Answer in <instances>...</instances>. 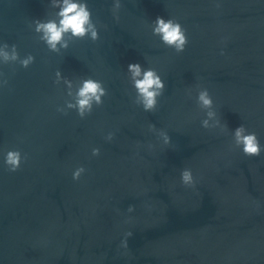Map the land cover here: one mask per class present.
Listing matches in <instances>:
<instances>
[{"label":"water","instance_id":"1","mask_svg":"<svg viewBox=\"0 0 264 264\" xmlns=\"http://www.w3.org/2000/svg\"><path fill=\"white\" fill-rule=\"evenodd\" d=\"M87 3L99 40L54 53L33 24L58 20L51 0H0V44L35 57L28 69L0 65L9 79L0 89V150L29 157L10 173L0 154V264H264V152L245 156L230 133L203 129L194 91L207 87L229 129L243 123L264 146V0H121L118 21L113 0ZM157 16L187 29L183 53L152 35ZM130 63L165 79L157 112L133 103ZM57 69L74 87L103 81V106L83 120L58 113L66 88L54 84ZM80 165L87 172L74 181ZM184 168L194 189L181 184Z\"/></svg>","mask_w":264,"mask_h":264},{"label":"clouds","instance_id":"2","mask_svg":"<svg viewBox=\"0 0 264 264\" xmlns=\"http://www.w3.org/2000/svg\"><path fill=\"white\" fill-rule=\"evenodd\" d=\"M52 7L58 8L56 16L58 20L49 19L46 21L36 19L33 21L34 32L38 34V39L43 42L49 51L60 53L69 47V42L74 40L90 39L95 42L99 40L97 22L92 19L87 0H51ZM122 7L121 0H113L111 12L113 17L119 20V11ZM216 7H220L217 3ZM152 35L159 37L160 41L167 48L173 49L177 54L183 53L188 44L187 29L174 19L157 16L151 22ZM67 37V38H66ZM223 49L220 55H224ZM35 62V57L28 54L21 57L17 46H11L4 42L0 44V65L19 64L22 68L28 69ZM128 79L134 89L135 96L133 103L142 108L146 113H155L160 107L161 98L165 96L166 81L159 72L152 67H142L140 63H130L127 66ZM61 83L66 88V99L62 106H57L56 111L67 116L69 111L74 110L80 119L90 116L94 108L102 107L104 98L108 96V89L103 81L91 77L82 78L78 85L74 87L72 80L64 77L59 69L55 72L54 84L59 86ZM9 79L3 71H0V89L7 88ZM195 101L200 112L204 117L201 120V127L208 131L219 130L218 134L228 135L230 133L232 143L239 148L245 156L258 157L264 152V146L255 132L249 131L242 123L234 130H230L228 125L222 121L218 114L216 103L209 89L203 85L195 86ZM193 89L189 90V98H192ZM148 131L155 133L162 145H172L171 137L165 129H157L155 124H148ZM116 133L109 131L105 136L106 142H112ZM149 149L154 145L149 144ZM101 149L93 147L91 156L98 157ZM3 166L10 173L20 170L23 163L28 160V154L20 149H2ZM87 172V169L80 165L72 171V179L79 181ZM181 184L188 188H195L197 179L190 168H184L180 173ZM135 211L134 205H129L128 213ZM131 219V218H129ZM132 233L125 232L119 247L128 248V238Z\"/></svg>","mask_w":264,"mask_h":264}]
</instances>
